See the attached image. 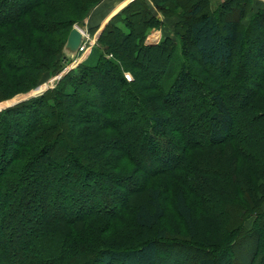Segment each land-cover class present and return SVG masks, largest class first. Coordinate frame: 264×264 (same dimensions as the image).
I'll list each match as a JSON object with an SVG mask.
<instances>
[{"label": "trees", "instance_id": "16d2710c", "mask_svg": "<svg viewBox=\"0 0 264 264\" xmlns=\"http://www.w3.org/2000/svg\"><path fill=\"white\" fill-rule=\"evenodd\" d=\"M211 1L130 0L0 110V264H264V5ZM97 2L0 0V100L62 68Z\"/></svg>", "mask_w": 264, "mask_h": 264}, {"label": "rangeland", "instance_id": "374dc122", "mask_svg": "<svg viewBox=\"0 0 264 264\" xmlns=\"http://www.w3.org/2000/svg\"><path fill=\"white\" fill-rule=\"evenodd\" d=\"M215 2H213V0L211 1V6H215ZM172 19V18H171ZM171 19H164V26L162 28H156V29H152L149 31L148 35L146 36V39H145V43L146 44H151L150 41L152 42L155 41L156 39L158 40L159 36L160 35H171L170 34V28H171V25H172V21ZM108 20V19H107ZM106 20V21H107ZM173 20V19H172ZM105 21V22H106ZM92 22V20L89 19V16H87V14L79 21L73 23L72 25H76L84 34H85V40L86 42L88 43V45L91 46H94L95 44V40L97 38V36L99 35L102 27L104 26V24L102 26H99V24H95V25H90ZM245 22V20L243 21ZM58 36V32H54L52 33V36L51 38L53 37V40ZM156 40V41H157ZM155 43V42H154ZM152 43V44H154ZM53 45V44H52ZM84 54H78L74 59L70 60V61H66V63L63 64L62 68L58 71V72H50V70H45L43 73H41L40 77L38 78V80L36 81L35 85L29 89H26V88H22L23 84L20 82L17 84V87L14 88L13 92L6 96L4 99L0 100V110L4 109V108H8L18 102H21V101H26L32 97H37L39 95H41L44 91L48 90V89H51L53 88L57 82L60 80V78L68 71H73L75 72L76 69H77V65L79 64V62L84 58L83 56ZM59 56V54L57 55V57ZM92 56H90L89 58H91ZM179 61V60H178ZM178 61H177V64H178ZM192 62V64L194 65H199L197 61H195L193 59L190 60ZM13 63H17L18 65L19 64H23L25 63L24 61V58L22 57L21 59H19L18 62H13ZM146 63H149L148 60L146 61ZM123 75H124V78L127 80V81H130L131 80V75L129 72L127 71H124L123 72ZM24 115L21 116V120H22V117ZM198 134L200 135V133L198 132ZM147 162V161H146ZM145 161H141L139 162V168H141V170L144 168V167H149L151 166V164L149 163H146ZM144 170V169H143ZM140 173L135 175L133 174L131 176V179L130 180V184L129 185H136V183L138 184V182L140 181ZM163 180V177L162 175L161 176H157L155 178H153V184L154 185H159L161 184V181ZM89 182L90 179H88ZM98 182L100 183V185L102 186H106V184H112V182L110 181H105V180H102V179H98ZM132 183V184H131ZM125 193V192H124ZM127 194V193H126ZM189 195V201H194L193 197L191 194H188ZM125 197V196H124ZM109 206H113L114 208H116L118 206L117 202L116 201H111V202H107ZM167 209H168V213L169 215H171V221H170V224H169V227L167 228V232L168 233H171L173 232L174 230L175 231H178L177 233L180 235H183L184 232L182 231L183 228L182 227H179V222L178 220L174 217V215H172L170 212H171V209L167 206ZM262 209H264V204L262 206ZM170 218V217H169ZM166 221L163 222V224H165ZM249 219L245 221L244 225L246 227H248L249 225ZM175 226V229L173 230ZM120 227V226H119ZM182 229V230H181ZM118 233V235H117ZM116 235L117 236H121V234L119 232H116ZM110 236V235H109ZM111 239H118L117 237L115 238L113 233L111 234ZM3 250V249H2ZM165 250V249H164ZM166 252V251H165ZM163 261H166V259H163ZM241 262V261H240ZM164 264V263H162Z\"/></svg>", "mask_w": 264, "mask_h": 264}, {"label": "crops", "instance_id": "0c3cea01", "mask_svg": "<svg viewBox=\"0 0 264 264\" xmlns=\"http://www.w3.org/2000/svg\"><path fill=\"white\" fill-rule=\"evenodd\" d=\"M129 1L130 0H99V2L93 5L87 12V16H89V19L92 20L90 25L99 24V26H102L108 18L119 12ZM217 1L218 0H213L215 3ZM252 1L254 5H264V0ZM156 40H152L150 43L152 44L156 42Z\"/></svg>", "mask_w": 264, "mask_h": 264}, {"label": "water", "instance_id": "95a60500", "mask_svg": "<svg viewBox=\"0 0 264 264\" xmlns=\"http://www.w3.org/2000/svg\"><path fill=\"white\" fill-rule=\"evenodd\" d=\"M83 41L84 33L76 25H72L61 47V55L64 61H70L76 57L78 48Z\"/></svg>", "mask_w": 264, "mask_h": 264}, {"label": "built area", "instance_id": "2783aa9c", "mask_svg": "<svg viewBox=\"0 0 264 264\" xmlns=\"http://www.w3.org/2000/svg\"><path fill=\"white\" fill-rule=\"evenodd\" d=\"M89 48H90V45H88V43L86 42V40H85V34H84V41L79 46L78 51H77V55L78 54H80V55L81 54H84L83 56H85L86 53L88 52Z\"/></svg>", "mask_w": 264, "mask_h": 264}]
</instances>
